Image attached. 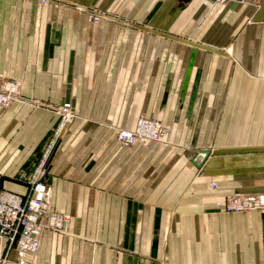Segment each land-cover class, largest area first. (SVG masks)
Returning a JSON list of instances; mask_svg holds the SVG:
<instances>
[{"label": "crops", "instance_id": "obj_1", "mask_svg": "<svg viewBox=\"0 0 264 264\" xmlns=\"http://www.w3.org/2000/svg\"><path fill=\"white\" fill-rule=\"evenodd\" d=\"M56 1L0 0V75L43 103L0 117V191L28 192L44 161L69 218L29 264H264V209L217 204L264 193V2ZM65 99L72 131L48 149ZM142 113L171 127L167 143L116 140ZM0 264H19L3 237Z\"/></svg>", "mask_w": 264, "mask_h": 264}, {"label": "built area", "instance_id": "obj_2", "mask_svg": "<svg viewBox=\"0 0 264 264\" xmlns=\"http://www.w3.org/2000/svg\"><path fill=\"white\" fill-rule=\"evenodd\" d=\"M225 5L231 1L254 2L256 0H215ZM69 103L63 109L68 111ZM69 115V112H68ZM166 128L148 121L144 117L137 123V128L122 131L119 139L126 144H148L166 134ZM45 170L42 164L28 181L30 188L25 194L10 190L0 191V237L16 249L19 264H29L30 257L38 251L43 234L47 230L64 232L67 228L68 215L52 204L51 187L44 181ZM216 187L215 182L211 183ZM228 212H243L264 209V194H234L217 202Z\"/></svg>", "mask_w": 264, "mask_h": 264}, {"label": "rangeland", "instance_id": "obj_3", "mask_svg": "<svg viewBox=\"0 0 264 264\" xmlns=\"http://www.w3.org/2000/svg\"><path fill=\"white\" fill-rule=\"evenodd\" d=\"M41 5L45 6H58L62 4H58L56 0H35ZM231 2H236V1H231ZM229 2V3H231ZM264 0H256L254 2H239L243 4H250L254 5L256 8H259L262 6ZM228 4V3H226ZM69 6V5H68ZM71 7L79 12V13H84L87 17V19L93 23H101L104 20H106L107 15L104 13L105 11L102 10L98 5L95 6H87L83 4H72ZM164 71V68H163ZM23 86L24 82L23 79H20L19 77H14V76H4L0 75V117L4 116L6 111L11 109L14 103H20V104H32V105H43L41 101L34 100V99H29L25 97L23 93ZM65 103L70 104V108L68 111H65L63 109V106ZM54 111L58 114V122L56 123L55 127L53 128L51 134L49 135V138L47 139V148L50 149L54 145H56L60 140L63 138L65 139V136L72 131V127L74 124V121L76 119V113L74 110V106L72 102L69 99L63 100L61 103L58 105H55L52 107ZM69 112V115H68ZM145 118L148 121H151L152 123L159 124L163 127L166 128V134L162 136L160 139L157 140H151L148 144L152 142H158V143H167L169 140V136L171 134V127L167 125L164 120H162L160 117L153 116L149 113H142L136 118V122L134 127H121L116 131L115 138L116 140L121 143L122 145L126 147H132L134 145H141V146H146L142 145L140 143H132V144H126L124 143L123 140L119 139V135L122 131H131L135 128H137V123L141 118ZM48 155V151L46 153V156ZM42 164V169L45 170V163L42 161L38 165H35L32 171L30 173H26L27 180L29 181L34 173L39 169L40 165ZM45 175H46V170H45ZM44 175V177H45ZM211 186V184H210ZM212 187V186H211ZM252 194H264V193H252ZM51 197V196H50ZM228 197V196H227ZM63 212V211H62Z\"/></svg>", "mask_w": 264, "mask_h": 264}, {"label": "water", "instance_id": "obj_4", "mask_svg": "<svg viewBox=\"0 0 264 264\" xmlns=\"http://www.w3.org/2000/svg\"><path fill=\"white\" fill-rule=\"evenodd\" d=\"M183 1H188V0H183Z\"/></svg>", "mask_w": 264, "mask_h": 264}]
</instances>
